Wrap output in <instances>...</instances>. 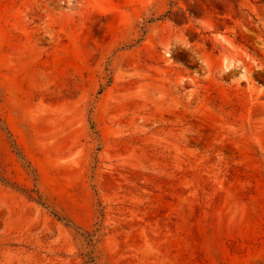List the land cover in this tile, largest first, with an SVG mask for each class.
Here are the masks:
<instances>
[{"label":"rangeland","instance_id":"rangeland-1","mask_svg":"<svg viewBox=\"0 0 264 264\" xmlns=\"http://www.w3.org/2000/svg\"><path fill=\"white\" fill-rule=\"evenodd\" d=\"M0 264H264V0H0Z\"/></svg>","mask_w":264,"mask_h":264}]
</instances>
